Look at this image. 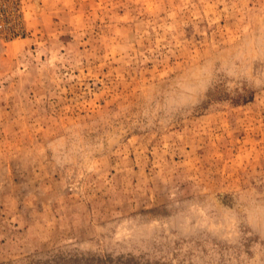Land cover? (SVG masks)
<instances>
[{
  "label": "rangeland",
  "instance_id": "rangeland-1",
  "mask_svg": "<svg viewBox=\"0 0 264 264\" xmlns=\"http://www.w3.org/2000/svg\"><path fill=\"white\" fill-rule=\"evenodd\" d=\"M0 264H264V0H0Z\"/></svg>",
  "mask_w": 264,
  "mask_h": 264
}]
</instances>
